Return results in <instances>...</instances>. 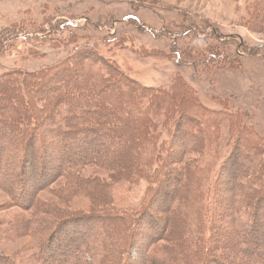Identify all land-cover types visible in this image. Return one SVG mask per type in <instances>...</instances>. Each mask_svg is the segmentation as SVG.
<instances>
[{"label":"trees","instance_id":"16d2710c","mask_svg":"<svg viewBox=\"0 0 264 264\" xmlns=\"http://www.w3.org/2000/svg\"><path fill=\"white\" fill-rule=\"evenodd\" d=\"M256 1L262 7L256 2L249 20L264 19V0ZM71 26L4 35L0 55L16 39ZM191 29L151 33L169 32L175 43ZM81 50L37 70L0 73V172L13 164L12 178L0 174V184L10 185L14 206L32 207V216L5 223L26 234L37 228L38 264H135L134 247H148L137 264H264V137L240 112L206 107L178 75L168 87L145 85ZM221 55L211 48L192 64ZM225 126L229 150L221 156ZM58 177L64 182L51 187ZM46 190L57 200H41ZM99 215L108 223L89 239ZM223 240L226 250L218 247ZM0 264L16 263L7 256Z\"/></svg>","mask_w":264,"mask_h":264},{"label":"rangeland","instance_id":"374dc122","mask_svg":"<svg viewBox=\"0 0 264 264\" xmlns=\"http://www.w3.org/2000/svg\"><path fill=\"white\" fill-rule=\"evenodd\" d=\"M256 2L0 0V41L4 35L14 32L25 35L36 30L46 32L56 23L67 20L74 24L65 27L63 32L60 29V33H56L58 35H47L50 36L48 39L30 37L25 41H12L0 55V73L16 68L37 70L71 53L75 47L82 46L81 51H94L127 76L145 85L168 87L173 77L178 75L194 88L206 107L240 112L244 122L264 137V19H258L255 15L249 20ZM256 6L262 7L258 2ZM131 17L135 18L136 24L129 20ZM138 23H143L145 27H139ZM166 26L180 32L191 26L196 30L191 29L185 35L178 36L175 43V36L169 32L156 36L151 33L164 30ZM230 36L233 38L223 40ZM211 48L223 56L208 65L200 62L192 64L194 59H199ZM183 50L187 52L185 55H182ZM175 51L179 54L178 62ZM226 131L225 126L220 141L221 156L229 150ZM14 154L7 156L13 161ZM12 165L2 168V180L12 178ZM88 171L82 169L80 174L86 175L90 173ZM63 182V178L58 177L50 186ZM8 185L7 181L0 184V259L8 256L16 264H38L32 239L37 228H32L26 234L5 223V220L14 223L18 216H32V207L22 209L8 201ZM11 189H14V185ZM48 190L39 192V198L57 200V196L53 197ZM142 191L140 186L134 194L140 196ZM81 203H88V200L83 199ZM228 217L223 212L219 218L226 220ZM93 222L86 237L96 240V231L100 232L108 219L99 215ZM144 229L153 233L152 227L146 226ZM114 231L117 233L118 230ZM218 244L224 250L225 245L228 246L224 240L218 241ZM139 245L143 247V242ZM146 250L144 247L140 251L135 247L130 248V256L135 264L138 258L144 257Z\"/></svg>","mask_w":264,"mask_h":264}]
</instances>
